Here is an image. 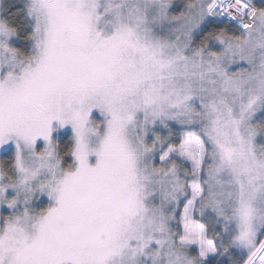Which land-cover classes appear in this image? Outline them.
I'll return each mask as SVG.
<instances>
[{"label": "snow or ice", "instance_id": "obj_1", "mask_svg": "<svg viewBox=\"0 0 264 264\" xmlns=\"http://www.w3.org/2000/svg\"><path fill=\"white\" fill-rule=\"evenodd\" d=\"M0 264H264V0H0Z\"/></svg>", "mask_w": 264, "mask_h": 264}]
</instances>
